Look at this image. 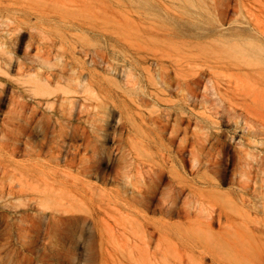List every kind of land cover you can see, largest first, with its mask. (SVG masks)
<instances>
[{
	"label": "rangeland",
	"instance_id": "374dc122",
	"mask_svg": "<svg viewBox=\"0 0 264 264\" xmlns=\"http://www.w3.org/2000/svg\"><path fill=\"white\" fill-rule=\"evenodd\" d=\"M248 35L264 0H0V264H264V111L203 51ZM36 73L92 92L51 106ZM20 172L74 217L19 205Z\"/></svg>",
	"mask_w": 264,
	"mask_h": 264
},
{
	"label": "bare ground",
	"instance_id": "6f19581e",
	"mask_svg": "<svg viewBox=\"0 0 264 264\" xmlns=\"http://www.w3.org/2000/svg\"><path fill=\"white\" fill-rule=\"evenodd\" d=\"M62 3L64 6L65 2L62 1ZM260 41L262 40L258 36H237L220 40L211 48L203 49V51L228 59L239 68L240 73L233 78L236 93L238 96L244 97L245 100H250L251 104L258 106L259 112L264 111V43ZM11 54L5 49L0 50V55L5 57L4 60L0 59V72L9 74L10 60H12ZM26 82L30 84L35 96L46 98L51 106L60 97L72 103V95L78 92L79 89L92 92V83L82 77L70 78L66 84H63L61 78L36 73L32 74ZM211 84L208 89L214 90V94L219 97L218 102H222L223 98L219 94L217 87L214 83L211 82ZM2 92H4V89L0 88V94ZM241 113L244 115L245 120L257 116L260 118L261 125L264 126V115H258L248 105L244 107ZM139 150L145 151L142 147ZM13 179L18 182L21 194L14 195L15 192L13 190L10 191V194L14 196L15 201L19 205H25L28 194H33L34 200L40 203L42 207L54 211L63 210L69 213V217H74V213L79 208V204L67 196L64 188L62 186L57 188L53 182L44 179L35 181L25 172H20ZM25 192L27 198L23 195ZM168 207H170L169 204ZM213 212L216 213V210L210 213L211 218L213 217ZM149 243L152 244V241ZM165 255L168 256L169 254L165 253Z\"/></svg>",
	"mask_w": 264,
	"mask_h": 264
}]
</instances>
